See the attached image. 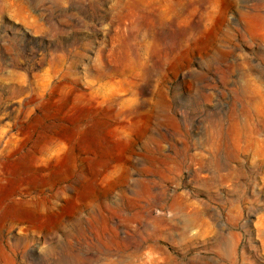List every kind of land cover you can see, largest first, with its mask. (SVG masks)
<instances>
[{"label": "rangeland", "instance_id": "rangeland-1", "mask_svg": "<svg viewBox=\"0 0 264 264\" xmlns=\"http://www.w3.org/2000/svg\"><path fill=\"white\" fill-rule=\"evenodd\" d=\"M0 264H264V0H0Z\"/></svg>", "mask_w": 264, "mask_h": 264}, {"label": "bare ground", "instance_id": "bare-ground-1", "mask_svg": "<svg viewBox=\"0 0 264 264\" xmlns=\"http://www.w3.org/2000/svg\"><path fill=\"white\" fill-rule=\"evenodd\" d=\"M27 211V210H26ZM20 213V212H19ZM14 215V214H13Z\"/></svg>", "mask_w": 264, "mask_h": 264}]
</instances>
